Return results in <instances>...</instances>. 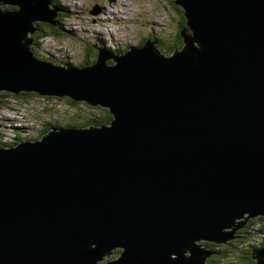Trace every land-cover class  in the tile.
<instances>
[{"label": "water", "instance_id": "1", "mask_svg": "<svg viewBox=\"0 0 264 264\" xmlns=\"http://www.w3.org/2000/svg\"><path fill=\"white\" fill-rule=\"evenodd\" d=\"M52 1L0 0V91L112 118L0 147V264H206L197 241L264 217V0H174L179 51L147 39L66 68L32 52ZM248 253L264 264V245Z\"/></svg>", "mask_w": 264, "mask_h": 264}, {"label": "rangeland", "instance_id": "2", "mask_svg": "<svg viewBox=\"0 0 264 264\" xmlns=\"http://www.w3.org/2000/svg\"><path fill=\"white\" fill-rule=\"evenodd\" d=\"M55 1L69 13L61 20V23L64 22L63 28L56 30L43 24L40 28L41 31L38 30L34 33L35 35L38 33L36 39H34L35 35L34 38L32 35L31 39H33L32 47L34 41L38 46V48H34L38 49L36 56L52 63L59 61L61 62L59 66L65 68L68 67L66 65L71 64L80 66L84 62H88L90 65V62H94L96 59L95 51L88 48L89 43L93 41L98 43L99 49L118 51L127 45L139 44L141 43L138 41L139 38L142 40V37L148 38L149 36L154 41L157 39L156 46L159 47L157 48L161 54L163 51L170 52V48L174 44L175 24L181 8L176 6L172 2L173 0H165L164 3H157V0L156 2L152 0H124V3H120V5L125 8V11L117 4L120 0L117 2L112 0ZM109 1L114 4V7L109 8L112 15L107 16L106 8L108 9ZM98 2H102V10L98 14H92L91 11H94L93 7ZM104 13L105 15H103ZM106 17L109 19L106 20ZM125 49L127 50V48ZM178 49L180 48L174 50ZM170 54L166 56H170ZM23 94L22 92L11 94L0 91V141H2L0 147L6 148L16 146L21 142L39 140L40 133H43L42 130L45 127H48L50 131L62 127L77 128L98 115L105 116V110L99 106L39 97L38 95L35 98L23 96ZM7 116L9 119L6 121ZM14 127L18 129V136L22 138L15 144L12 142L16 136ZM5 143H9V146H5ZM244 220L245 217L242 222L236 219V223L241 222L243 225L237 227L231 242L197 241V244L202 248L210 249L213 252L206 259V264H245L244 257L248 252H255L263 247L264 242H243L247 235L264 233L262 216ZM224 231H231V229H224Z\"/></svg>", "mask_w": 264, "mask_h": 264}, {"label": "trees", "instance_id": "3", "mask_svg": "<svg viewBox=\"0 0 264 264\" xmlns=\"http://www.w3.org/2000/svg\"><path fill=\"white\" fill-rule=\"evenodd\" d=\"M56 2V3H55ZM174 3V1H173ZM175 4V3H174ZM176 5V4H175ZM52 7L56 8V13H57V18L55 19L56 20V24H57V27L56 26H51V25H48V24H44L45 26L51 28V29H56L57 28H60L62 29L63 28V24L61 23V20L63 18H65L64 16H68L69 13L65 10V8L62 7L61 4L57 3V1L53 0L52 1V4H51ZM179 8H181L180 6H178ZM177 8V7H176ZM178 9V8H177ZM179 10V9H178ZM180 11V10H179ZM180 13V17L178 16V21H179V27L177 28L176 27V33H175V39H174V44L172 45V47L170 48L171 51L170 52H166V54H170L174 49L176 48H181L183 43H182V36L180 34V29L182 28H186V21H185V18H184V12H183V9L181 8V11L179 12ZM43 26V23H38L36 24V32L41 31L40 28H42ZM44 31V30H43ZM35 35V34H34ZM34 35H33V38H34ZM38 36V33L37 35H35V38ZM143 41H141V43H139V45H143L144 44V39H142ZM38 48L37 46V43L34 41V45L32 47V52L34 53V55L36 56L38 54V49H34V48ZM90 50H94L93 48H90V46L88 47ZM36 51V53H35ZM96 52V50H94ZM119 52H122L123 51H119ZM164 52V51H163ZM118 53V52H116ZM164 54V53H163ZM38 57V56H37ZM111 62L109 61L108 64H110ZM86 64H89L88 62H84L83 64L80 65L81 66H85ZM23 96H29V97H35V94L33 96L32 93H24ZM3 98V97H2ZM3 102V101H2ZM0 105H1V99H0ZM1 107V106H0ZM102 109L105 110V116H97V117H94L92 119H90L89 122H86V123H83L81 124L82 126H95V127H103V126H106V125H109L110 121H111V114L108 112L107 109L101 107ZM80 126V124H79ZM81 126V127H82ZM16 131V136H14V139L12 140V142L17 143V142H20L22 140V138H20V136H18V129L15 130ZM50 131V129H48V127H45V129L42 130L43 133H40V138L42 137V135H45L47 134L48 132ZM11 142V143H12ZM0 143H2L0 141ZM5 146H9V143H5ZM264 219V217H262ZM219 252V251H218ZM244 262L245 264H254V260L251 259V256L250 254L248 253L247 255H245L244 257Z\"/></svg>", "mask_w": 264, "mask_h": 264}, {"label": "flooded vegetation", "instance_id": "4", "mask_svg": "<svg viewBox=\"0 0 264 264\" xmlns=\"http://www.w3.org/2000/svg\"><path fill=\"white\" fill-rule=\"evenodd\" d=\"M97 50V49H96ZM207 246V245H206ZM120 250L119 249H114V250H112L111 251V255H110V259H106L104 262H102V263H106L107 261H111V260H114V259H116L118 256H119V254H120ZM108 258V257H107Z\"/></svg>", "mask_w": 264, "mask_h": 264}, {"label": "bare ground", "instance_id": "5", "mask_svg": "<svg viewBox=\"0 0 264 264\" xmlns=\"http://www.w3.org/2000/svg\"><path fill=\"white\" fill-rule=\"evenodd\" d=\"M185 29H186V28H185ZM186 32H187L188 34L191 33L190 30H188V31H186ZM155 40L157 41V39H155ZM155 47L157 48V46H155ZM157 49H158V48H157ZM180 49H181V48H180ZM180 49H178V50H174V52H175V51H179ZM97 50H98V49H97ZM97 50H96V51H97ZM159 51H160V50H159ZM107 52L111 54L110 51L107 50ZM174 52H173V53H174ZM97 53H98V52H97ZM173 53H172V54H173ZM172 54H170V55H172ZM60 63H61V62H60ZM69 66H71V65H69ZM5 119H6V121H7V120L9 119V116H7Z\"/></svg>", "mask_w": 264, "mask_h": 264}, {"label": "clouds", "instance_id": "6", "mask_svg": "<svg viewBox=\"0 0 264 264\" xmlns=\"http://www.w3.org/2000/svg\"><path fill=\"white\" fill-rule=\"evenodd\" d=\"M15 121V120H14ZM22 143V142H21Z\"/></svg>", "mask_w": 264, "mask_h": 264}]
</instances>
